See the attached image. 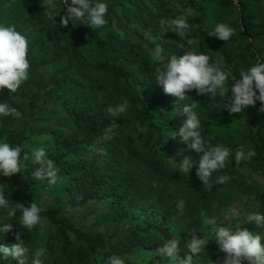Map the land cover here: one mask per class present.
Returning a JSON list of instances; mask_svg holds the SVG:
<instances>
[{
	"label": "trees",
	"instance_id": "16d2710c",
	"mask_svg": "<svg viewBox=\"0 0 264 264\" xmlns=\"http://www.w3.org/2000/svg\"><path fill=\"white\" fill-rule=\"evenodd\" d=\"M105 2L107 25L90 29L83 24L87 20L59 27L64 0H57L55 13L44 0H0V24L27 37L30 63L29 79L16 93L0 90V103L21 113L0 117V141L29 154L43 146L60 169L55 184L33 179L30 161L11 178L0 177L11 203L34 202L43 209V222L32 230L23 229L17 212L12 232L0 243H15L14 233L20 232L31 249L46 250L44 264H104L113 254L133 257V264H171L156 249L172 237L180 239L181 249L194 233L211 239L209 218L234 229L256 227L247 217L264 213L260 102L240 117L229 114L219 97L193 90L181 102L165 94L155 81L160 65L151 60L150 37L164 49L166 62L167 56L191 50L209 55L210 63L230 73V86L241 69L264 60V0ZM176 5L191 10L186 18L196 45L180 40L167 25ZM218 23L235 29L228 42L208 35ZM123 99L131 104L128 112L109 116L107 108ZM184 104L196 105L202 135L212 145L254 150L246 165L260 179L249 181L232 161L203 184L196 176L199 154L170 137L186 119ZM185 157L197 161L190 173L179 164ZM222 176L228 179L218 183ZM181 200L183 211L177 207ZM223 256L210 241L193 264H222ZM0 264L16 261L9 257Z\"/></svg>",
	"mask_w": 264,
	"mask_h": 264
},
{
	"label": "clouds",
	"instance_id": "9594fccd",
	"mask_svg": "<svg viewBox=\"0 0 264 264\" xmlns=\"http://www.w3.org/2000/svg\"><path fill=\"white\" fill-rule=\"evenodd\" d=\"M66 5L64 14L60 16L59 27L66 28L70 24L77 25L87 20L90 29H100L107 25L108 4L105 0H71L70 4L64 0ZM47 9L55 10L58 7L57 0H44ZM61 12L56 13L55 17ZM172 30L180 40L186 41L188 45H196L195 39L189 38L191 25L186 17L181 16L172 19ZM221 41L228 42L234 35L235 29L227 23H218L208 32ZM160 39V37H159ZM151 60L160 65L155 68V81L162 87L165 94L178 98L183 102L189 98L188 92L195 90L197 96L207 95L209 99L222 98V106L229 114L242 113L249 106L255 107L260 102V112H264V60L257 62L249 68L241 69L239 78L232 77L234 83L228 84L230 73L224 71L220 66L210 63V56L195 50L185 51L182 56H166L165 51L155 38H151ZM154 45V46H152ZM179 48L183 49L181 46ZM28 39L21 34L15 26L0 24V90L7 89L16 93L22 84L29 79L30 63L28 59ZM227 103H224L227 93ZM131 107L129 100L123 99L115 106L107 108V113L113 118H120L126 114ZM195 104H184L182 111L186 116L182 126L175 129L171 138L179 137L180 142L186 144L187 149L199 154L197 178L203 184H208L213 172L225 169L234 160L235 164L246 161L255 156L254 150H245L241 147L233 150L221 144L212 145L202 135V124L200 116L193 109ZM20 117L21 113L6 102L0 103V117ZM23 153V154H22ZM35 165L31 172L35 180L47 179L50 184H55L58 179L59 166L57 162L49 157L45 147L34 148L31 153L24 152L20 145H10L0 141V177L11 178L22 172L26 162ZM197 161L185 157L180 166L184 172L190 173ZM228 177L222 176L218 183H224ZM0 183V240L12 232L13 221L20 212L19 224L29 230L34 229L43 222V209L37 203L32 202L26 206L23 203H11L5 194L4 186ZM8 186V185H7ZM183 211L184 201L177 205ZM232 216L237 212L232 210ZM247 222L254 223L257 228H264V213L254 212L247 217ZM207 223L213 228L211 239L201 235L193 234L186 244V249H181L180 239L172 237L167 239L162 246L156 249V255L167 258L171 264H193V259L199 257L206 249L210 241H214L220 252L224 253L222 264H264V234L252 232L241 228L235 229L218 225L215 219L209 218ZM22 233H14L15 243H0V261L9 257L16 264H28L31 256V264H44L46 250L44 248L31 249L24 239ZM185 252V258L180 253ZM133 257L127 260L118 255L108 256L104 264H133Z\"/></svg>",
	"mask_w": 264,
	"mask_h": 264
},
{
	"label": "rangeland",
	"instance_id": "374dc122",
	"mask_svg": "<svg viewBox=\"0 0 264 264\" xmlns=\"http://www.w3.org/2000/svg\"><path fill=\"white\" fill-rule=\"evenodd\" d=\"M190 9H184L182 7H180L179 5H176V7H174V9L172 10V16L170 18V20L167 22V25L171 27L172 29V25H171V21L174 18L177 17H187L188 13H190ZM238 116L242 117L243 113H237ZM234 165L237 167V170L240 172H242L245 177H248L249 181L251 182H255L256 180L260 179L259 174L256 171H253L248 165H246V161H242L239 164H235V161L233 160ZM263 181V180H262ZM264 182V181H263ZM264 187V184H263ZM250 228L248 229L249 231L252 232H259L261 234H264L263 230L261 229H257V227L252 226L251 224L249 225Z\"/></svg>",
	"mask_w": 264,
	"mask_h": 264
}]
</instances>
